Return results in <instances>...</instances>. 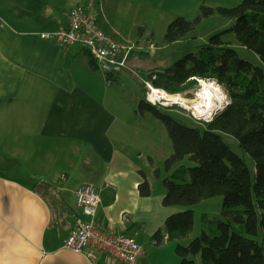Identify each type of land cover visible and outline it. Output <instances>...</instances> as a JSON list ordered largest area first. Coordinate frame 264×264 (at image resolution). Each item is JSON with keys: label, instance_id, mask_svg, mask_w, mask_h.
Listing matches in <instances>:
<instances>
[{"label": "crops", "instance_id": "obj_1", "mask_svg": "<svg viewBox=\"0 0 264 264\" xmlns=\"http://www.w3.org/2000/svg\"><path fill=\"white\" fill-rule=\"evenodd\" d=\"M78 6L97 10L101 27L117 40L118 23L160 7L152 0H0V264H119L92 263L63 247L79 214L74 191L86 184L75 180L91 171L135 172L132 152L140 156L137 142L152 134L124 71L110 80L81 46L61 48L40 36L66 26ZM149 43L138 51L145 55ZM139 183L137 177L107 185L112 191L98 187V221L134 239L155 215ZM166 216L158 217L160 225ZM155 227L139 243L140 264H180L181 241L164 235L155 245Z\"/></svg>", "mask_w": 264, "mask_h": 264}, {"label": "trees", "instance_id": "obj_2", "mask_svg": "<svg viewBox=\"0 0 264 264\" xmlns=\"http://www.w3.org/2000/svg\"><path fill=\"white\" fill-rule=\"evenodd\" d=\"M214 11L234 21L225 32H232L237 42L256 53L264 64V1L241 0L231 7L201 6L203 17ZM200 20V15L192 20L174 18L167 25L163 42L183 38ZM221 34L211 36L197 52L184 55L172 65L140 74L143 82L170 94L186 91L197 78L215 81L224 90L227 102L209 120L202 126L187 125L168 114L169 107L151 103L145 96L138 100L136 112H148L164 124L172 143V152L164 161L167 170L186 156L193 162V166H178L163 179L164 206H191L213 196L222 197L221 216L208 221V230L185 245H176L180 264H197V256L200 264H264V68L240 57ZM220 132L234 136L251 157L253 178L244 156L232 150ZM138 189L144 197L151 193L146 180ZM193 226L191 208L175 211L165 217V233L158 229L151 240L155 245L164 235L170 241L181 240ZM260 230L262 239L257 238Z\"/></svg>", "mask_w": 264, "mask_h": 264}, {"label": "rangeland", "instance_id": "obj_3", "mask_svg": "<svg viewBox=\"0 0 264 264\" xmlns=\"http://www.w3.org/2000/svg\"><path fill=\"white\" fill-rule=\"evenodd\" d=\"M154 5L157 4L159 8L155 7V13H150L147 8L146 10H140L135 15L136 20L132 21V18L124 19L122 22L118 23L119 30L122 32V37H119L120 41H133V47L136 46L131 53L132 56L129 58V63L134 70L133 73L124 70L122 75L125 76V81L132 87L133 91H136L138 95L145 96V98L152 102L165 107H169L167 111L168 114L172 115L179 122L185 123L190 126H202L203 122L210 119L211 115L215 110H217L220 105L226 103L227 97L224 90L220 86H216L211 79L197 78L195 79V84L182 92L183 96L180 93H175L171 95H177L185 102V105L169 101L166 103L162 99L151 98V88L150 82L147 84L143 82L140 77L141 71L149 70V68L154 67H166L172 65L174 62L182 58L184 55L190 52H197L200 47L209 42L211 36L223 32L221 34V39L223 41L229 42V45L235 48L238 55L246 60H249L253 64L264 68L263 62L256 53L252 50H249L242 45H240L232 32H225V29L233 25V20L228 19L227 17L221 15L219 12L214 11L208 16L201 15V6L205 5L207 7L217 8L222 7H231L239 3L241 0H152ZM264 1V0H261ZM151 0H149L150 4ZM200 15L201 20L190 30L183 38L172 42L165 43L163 42V36L167 25L170 21L178 16L185 17L189 20L194 19L196 16ZM140 29H142L140 33ZM150 40L152 45L146 48V53L143 55V52L138 51V44L141 45H150ZM139 42V43H138ZM138 43V44H137ZM153 48V49H151ZM145 49V48H144ZM132 62V63H131ZM130 73V74H129ZM140 81L144 83V93L141 88ZM209 84L213 87V93L215 94V99L213 101V106L210 110L205 113L196 111L193 106L197 103L196 100L197 94L204 87L203 84ZM161 90V89H160ZM164 91V90H163ZM166 92V91H164ZM167 95L170 93L166 92ZM166 95V94H165ZM166 97V96H165ZM168 97V96H167ZM153 99V100H150ZM166 103V104H164ZM222 107V106H221ZM146 119H148V128L151 132V141H140L137 142L139 149L138 153H141L140 156L135 157V151L131 155V164L135 169V172L128 170L124 173L108 172H90V175H84V177H77L75 182L79 184L87 183L95 187L105 186L108 191H112L111 188H108L107 185H116L121 182L132 181L134 178H139L140 182L146 180L148 183L151 194L147 197L149 205L152 208V211L155 215L150 218L143 226V233L138 237H135L137 243L146 244L144 241V236L146 231L150 230L155 224L157 227L155 231L161 229L164 231V226L162 221H158L160 215L165 216L171 214L172 210L180 211L191 208L194 213V226L193 230L189 233L186 238L180 240L181 244H187L192 238L201 234L202 230H208L207 224L208 221H212L214 217L221 216L222 208V197L220 195L213 196L207 199H203L196 204L191 206H164L162 204V197L166 191V188L163 184V179L172 174V172L180 165L193 166V162L186 156L183 160L176 163L170 170H167L165 167V159L172 152V143L167 134L164 124L154 117L150 113H146ZM141 127H143L141 125ZM223 140L229 145V147L244 156L247 166L250 170L251 177H254L255 166L251 157L242 151L239 147L237 140L231 134L220 132ZM79 176V175H78ZM63 195H68L71 197L69 191H64ZM100 196V192H99ZM102 197V193H101ZM71 201V198H70ZM134 211L132 208H130ZM168 213V214H167ZM162 226V227H158ZM152 231L150 236L155 232ZM262 231L260 230L258 239H262ZM264 235V233H263ZM197 264H200L199 256L196 257Z\"/></svg>", "mask_w": 264, "mask_h": 264}, {"label": "built area", "instance_id": "obj_4", "mask_svg": "<svg viewBox=\"0 0 264 264\" xmlns=\"http://www.w3.org/2000/svg\"><path fill=\"white\" fill-rule=\"evenodd\" d=\"M40 36L61 48L81 46L110 80L124 70L134 72L128 63L133 45L122 43L106 32L100 25L97 10L93 8H71L66 26L41 32ZM146 83L149 84L148 81ZM74 194L79 214L63 247L82 254L92 263L112 260L119 264H140L142 246L132 236L116 230L115 223L98 221L99 189L86 183L77 187ZM125 219L126 215H122L120 221Z\"/></svg>", "mask_w": 264, "mask_h": 264}, {"label": "bare ground", "instance_id": "obj_5", "mask_svg": "<svg viewBox=\"0 0 264 264\" xmlns=\"http://www.w3.org/2000/svg\"><path fill=\"white\" fill-rule=\"evenodd\" d=\"M203 85H204V87L197 94V97H196V100H198V99H201V100L200 101L198 100L197 103L193 106V108L196 111L201 112V113H205L208 110H210L212 108V106H213V101L216 98L215 94L213 93V89L214 88L211 87L209 84H206V83L203 84ZM150 94L152 96L151 98L162 99L165 102L167 101L166 103L171 101V102L179 103L181 105H185V103H184L185 101L183 99H181L179 96H177V95H167V93L164 92L163 90H160V89H157V88H154V87H151V93ZM150 100H153V99H150Z\"/></svg>", "mask_w": 264, "mask_h": 264}, {"label": "clouds", "instance_id": "obj_6", "mask_svg": "<svg viewBox=\"0 0 264 264\" xmlns=\"http://www.w3.org/2000/svg\"><path fill=\"white\" fill-rule=\"evenodd\" d=\"M211 81H213V80H211ZM214 83H215V85H217V86H219L215 81H213ZM148 101V100H147ZM150 102V101H149ZM227 102V101H226ZM152 103V102H151ZM222 105H220V107H221ZM219 107V108H220Z\"/></svg>", "mask_w": 264, "mask_h": 264}, {"label": "water", "instance_id": "obj_7", "mask_svg": "<svg viewBox=\"0 0 264 264\" xmlns=\"http://www.w3.org/2000/svg\"><path fill=\"white\" fill-rule=\"evenodd\" d=\"M171 95V94H170ZM181 96H183V93H180ZM164 99V98H163ZM165 104V103H164Z\"/></svg>", "mask_w": 264, "mask_h": 264}]
</instances>
